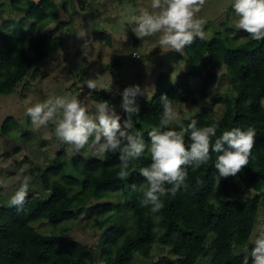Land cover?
Returning <instances> with one entry per match:
<instances>
[{
	"label": "trees",
	"instance_id": "16d2710c",
	"mask_svg": "<svg viewBox=\"0 0 264 264\" xmlns=\"http://www.w3.org/2000/svg\"><path fill=\"white\" fill-rule=\"evenodd\" d=\"M59 6L53 0H25L24 6H14L32 25L28 34L16 36L8 30L0 32L1 95L13 93L27 80L32 69L62 46L61 37L40 33L49 16L58 14ZM228 39L227 34L218 30L211 38L197 37L186 46L184 59L188 58L191 69L176 83L162 73L156 80L151 100L136 96L141 111L133 115L132 131L140 133L145 127L160 126V97L164 94L173 104L195 101V80L207 69L216 70L223 65L232 77L235 92L233 96L217 99L224 103V113L217 115L203 108L182 122L184 127L193 119L201 127L217 123V137L234 127H254L256 136L248 164L237 176L218 182L214 168L217 154L211 153V159L201 167L188 168L186 186L175 196L169 193L163 197V208L153 215L140 201L143 193L138 188L144 177L137 172L125 178L119 176V152L109 151L96 159L74 156L73 166L84 177L83 181L66 174L64 153H59L51 171L60 173V177L50 181L49 174H44V185L49 190L47 197L28 194L21 206L0 205V264H133L137 254L150 257L156 243L168 252L163 257L166 261L161 259L159 264H196L208 252L209 237L214 251L211 264H244V253L238 248L247 245L264 196V39L250 38L239 44H232ZM204 79L208 86L214 77L206 75ZM93 99L117 105V100L105 91L94 92ZM121 116L122 121L127 118L123 110ZM10 122L5 123V129ZM185 143H189L187 136ZM135 160L130 162L127 173L133 170ZM150 163L151 158L141 166L147 167ZM133 184L137 186L136 191L132 190ZM76 185L82 190L75 191ZM119 188L125 196L123 203L99 204L95 210L113 209L121 214L128 207L136 218V225L131 231L126 225L115 228L100 255L88 244L64 235H47L31 225L39 219L58 225L86 209L90 198L102 199L108 191ZM219 189L226 198L219 197ZM241 189L253 190L255 195L238 199L235 193ZM128 190L136 197L135 201L127 199Z\"/></svg>",
	"mask_w": 264,
	"mask_h": 264
},
{
	"label": "rangeland",
	"instance_id": "374dc122",
	"mask_svg": "<svg viewBox=\"0 0 264 264\" xmlns=\"http://www.w3.org/2000/svg\"><path fill=\"white\" fill-rule=\"evenodd\" d=\"M12 1L0 0V32L8 30L16 36L28 34L32 21L14 7L24 6L25 0L16 3ZM53 1L60 5L58 14L49 16L40 33L61 37L62 46L32 69L27 80L13 93L0 94V181L3 182V186H0V205L4 206L13 205L10 197L19 189L24 177L29 180L28 194L47 197L49 190L44 185V174H49L50 181L60 177V173L51 171L59 153H64L66 174L80 181L84 177L73 166V157L80 155L96 159L104 156V153L97 154L96 149L90 146L77 153L72 146L62 143L56 137L54 129L61 112L58 111L56 119L49 121L46 126L34 127L31 118L26 115L28 107L43 103L51 96H75L84 102L89 114H92L97 103L93 99L94 92L105 91L117 100L116 111L121 114L123 109L120 107V93L125 87L139 84L144 91L142 96L148 97L154 94L156 80L162 73L176 83L191 69L188 58L184 59V50L183 53L175 50L162 52L156 47L159 34L141 40L132 32L130 19L141 9H150L151 0ZM232 2L233 0H204L195 17L203 21L201 28L205 37L211 38L219 30L222 34H227L232 44L251 38L244 30L234 27ZM134 51L137 56H134ZM206 75L214 77L208 86L204 79ZM87 79H96L97 88L89 89L85 84ZM231 84L232 77L223 65L216 70L207 69L193 83L195 101L174 104L177 109L176 119L167 126L159 127L179 131L184 127L183 119L192 118L203 108L222 115L224 103L217 99L235 94ZM9 121L8 129H5L4 125ZM154 127L158 126H148L140 132L146 144L149 143L148 132ZM149 158L151 154L146 151L136 159L128 176L133 172L140 174L142 162ZM143 187H146L145 180L139 182L138 191L143 193ZM81 190L82 187L76 185L75 191ZM128 193L127 199L135 201L136 197L132 192ZM217 194L226 198L220 189ZM254 195V191L248 189L235 193V197L241 200ZM142 199L141 196L140 201ZM90 200L86 209L58 225H53L46 219L33 221L31 225L41 233L64 235L70 240L88 244L100 255L101 248L108 244V237L113 234V230L126 225L127 230L131 231L136 225V218L128 207L121 214L115 213L113 209L102 212L95 210L99 204L123 203L125 196L120 188L108 191L107 196L102 199ZM261 230H264V196L250 239L244 248H238L245 257L250 256L251 248L254 247L250 241ZM210 239L209 237L207 241L208 252L196 264H211L214 251L210 248ZM164 248L156 243L150 257L137 254L133 264H159L161 259L166 261L163 257L168 252Z\"/></svg>",
	"mask_w": 264,
	"mask_h": 264
},
{
	"label": "clouds",
	"instance_id": "9594fccd",
	"mask_svg": "<svg viewBox=\"0 0 264 264\" xmlns=\"http://www.w3.org/2000/svg\"><path fill=\"white\" fill-rule=\"evenodd\" d=\"M203 4L204 0H151L150 9H141L129 24L141 40L159 34L156 47L162 52L175 50L183 53L195 38L204 39L203 21L195 17ZM232 10L236 29L244 30L254 40L264 39V0H233ZM85 84L89 89L97 88L96 79H87ZM143 94L139 84L129 85L120 93V107L127 114L123 121L115 105L109 101L95 103L94 112L89 114L84 102L75 96H51L43 103L28 107L26 115L31 118L34 127H41L56 119L57 112H61L54 129L56 137L72 146L77 153L86 146L94 147L97 154L119 152L121 178L128 175L127 169L132 160L149 152L150 165L139 169L146 182L141 205L153 215L163 208V197L169 193L175 196L186 186L188 168L201 167L211 159V153L217 154L214 168L218 182L237 176L248 164L256 136V130L251 126L246 129L234 127L217 137V123L201 127L193 119L179 131L159 126L152 128L148 132L149 143L146 144L141 133L132 131L135 128L133 115L141 111L135 98ZM148 99L152 97L148 96ZM160 101L159 124L167 126L176 119L177 109L167 94L162 95ZM185 136L189 141L187 145ZM0 186H3L2 181ZM131 187L133 191L137 190L135 184ZM28 192L29 180L24 177L19 189L11 195L10 202L23 205ZM250 244L254 247L250 256L245 257L244 264H264V230Z\"/></svg>",
	"mask_w": 264,
	"mask_h": 264
},
{
	"label": "built area",
	"instance_id": "2783aa9c",
	"mask_svg": "<svg viewBox=\"0 0 264 264\" xmlns=\"http://www.w3.org/2000/svg\"><path fill=\"white\" fill-rule=\"evenodd\" d=\"M135 54H134V56H137V53L136 52H134Z\"/></svg>",
	"mask_w": 264,
	"mask_h": 264
}]
</instances>
